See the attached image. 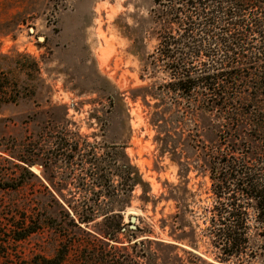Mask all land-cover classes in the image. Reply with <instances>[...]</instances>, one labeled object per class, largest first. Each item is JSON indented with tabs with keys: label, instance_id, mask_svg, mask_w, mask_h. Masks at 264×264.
I'll return each mask as SVG.
<instances>
[{
	"label": "rangeland",
	"instance_id": "1",
	"mask_svg": "<svg viewBox=\"0 0 264 264\" xmlns=\"http://www.w3.org/2000/svg\"><path fill=\"white\" fill-rule=\"evenodd\" d=\"M153 8L154 0H0V244L13 257L50 258L68 246L63 264H249L222 260L209 234L216 196L203 135L211 145L216 132L203 131L186 99L176 109L144 87L168 78L148 63L160 43ZM126 156L140 182L128 201L100 200L122 211L125 232L110 239L102 216L78 226L62 216L64 227L40 223L10 241L24 214L58 218L84 195L126 188L115 175L114 185L104 181ZM19 176L24 184L7 188Z\"/></svg>",
	"mask_w": 264,
	"mask_h": 264
},
{
	"label": "trees",
	"instance_id": "2",
	"mask_svg": "<svg viewBox=\"0 0 264 264\" xmlns=\"http://www.w3.org/2000/svg\"><path fill=\"white\" fill-rule=\"evenodd\" d=\"M153 11L160 43L148 63L168 78L144 87L160 101L172 99L167 103L176 109L186 99V108L203 115V131L216 132L211 145L203 135L216 196L209 234L222 260L236 257L255 264L259 259L264 264V0H154ZM117 159L113 153L112 161ZM114 175L126 188L84 195L81 204L68 205L58 218L24 214L11 223L10 241H25L40 223L55 229L53 223L64 220L62 216L73 226L102 216L105 235L115 239L127 224L122 211L101 206V197L128 201L140 176L128 156L117 172L106 174V185H114ZM16 181L7 188L25 182L22 176ZM66 224L64 220L60 226ZM2 245L0 264H63L68 255L64 246L50 258H15ZM107 262L103 264H116Z\"/></svg>",
	"mask_w": 264,
	"mask_h": 264
},
{
	"label": "water",
	"instance_id": "3",
	"mask_svg": "<svg viewBox=\"0 0 264 264\" xmlns=\"http://www.w3.org/2000/svg\"><path fill=\"white\" fill-rule=\"evenodd\" d=\"M135 219H136V217H135V216H133V217H132V221H134Z\"/></svg>",
	"mask_w": 264,
	"mask_h": 264
}]
</instances>
